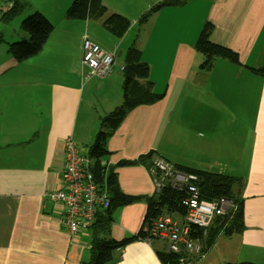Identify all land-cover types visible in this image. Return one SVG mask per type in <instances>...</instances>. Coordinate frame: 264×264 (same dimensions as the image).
Returning <instances> with one entry per match:
<instances>
[{
	"label": "crops",
	"instance_id": "crops-1",
	"mask_svg": "<svg viewBox=\"0 0 264 264\" xmlns=\"http://www.w3.org/2000/svg\"><path fill=\"white\" fill-rule=\"evenodd\" d=\"M26 1L21 20L39 13L53 29L38 54L22 62L6 46L27 34L20 30L7 42L0 33V264L89 261L90 230L70 236L62 206L44 194L62 188L65 141L88 157L100 119L121 104L130 46L148 66L152 92L163 97L126 115L107 139L100 166L112 170L124 195L143 199L156 195L151 168L118 164L148 153L152 164L163 159L241 179L243 231L219 235L196 264H264V79L244 67H264V0H186L141 26L139 16L162 0H102L107 14L130 22L121 38L102 19H66L73 0ZM207 22L210 42L237 53L240 66L215 59L210 71L199 70L203 57L194 44ZM84 40L114 56L108 75L86 76ZM205 149L206 165L195 157ZM145 211L144 200L113 209L108 237L135 235ZM161 250L162 242L134 241L115 252L114 264H160Z\"/></svg>",
	"mask_w": 264,
	"mask_h": 264
},
{
	"label": "trees",
	"instance_id": "trees-1",
	"mask_svg": "<svg viewBox=\"0 0 264 264\" xmlns=\"http://www.w3.org/2000/svg\"><path fill=\"white\" fill-rule=\"evenodd\" d=\"M186 0H162L147 11L141 14L137 20L138 26L145 24L149 18L159 10L167 7H181ZM26 0H13L11 9L0 15V21H9L12 17L19 15L27 8ZM64 17L69 20L85 21L102 19V27L115 38H121L128 30L130 22L119 14H107L102 0H73L65 11ZM19 28L27 34V40H21L7 44V53L16 62L27 60L41 50L52 32V25L39 13H33L21 21ZM212 24L205 23L195 44V51L203 57L199 66L201 72H208L213 66L215 59H223L229 63L240 66L237 53L218 44L210 42ZM4 41L0 36V44ZM251 74L264 79V67L250 68L244 66ZM122 81V101L119 106L100 119L99 131L96 134L93 144L88 148V159L91 161V173L94 182L101 191H105L109 198V208L97 214L95 223L89 229L91 233L89 253L90 259L86 264H114L115 252L134 241H155L148 237L144 229H149L152 223L161 215L176 214L180 217L186 214L184 202L188 199L189 193L186 190H175L169 186H163L161 191L151 198L131 197L124 195L117 183L116 175L112 170L100 166V161L107 155L105 144L126 115L135 107L154 103L160 100L163 95L152 92V83L146 81L148 66L141 59V53L134 46H130L124 54ZM152 153L140 156L134 162H120L118 167H130L141 165L147 169L152 167ZM176 170L196 176L194 185L198 195L206 201L226 199L230 203V209L226 214L215 221L207 231L204 239L205 252L214 244L216 238L231 237L239 234L244 229L243 224V201L240 197V189L243 182L232 176L211 174L205 171L176 166ZM238 188V191L235 190ZM144 200L146 211L140 230L129 238L116 241L108 237L111 222V211L118 207H124ZM201 236V230L191 229L190 234ZM201 238V237H200ZM160 264H178V256L165 250L156 252ZM230 264V263H225ZM252 264V263H238Z\"/></svg>",
	"mask_w": 264,
	"mask_h": 264
},
{
	"label": "built area",
	"instance_id": "built-area-1",
	"mask_svg": "<svg viewBox=\"0 0 264 264\" xmlns=\"http://www.w3.org/2000/svg\"><path fill=\"white\" fill-rule=\"evenodd\" d=\"M9 1L6 11L11 9ZM114 63V56L95 44L84 40L82 44L81 66L86 68V76L102 78L108 75ZM64 166L61 172L59 191L46 193L44 196L63 208V224L70 236L88 231L95 223L98 213L109 208V198L94 182L91 173V161L78 154L70 139L64 144ZM155 184V194L163 186L175 190H186L190 195L184 202L186 214H163L156 219L149 229H144L151 240L165 244V251L178 256V264H196L205 256L204 239L207 231L217 219L222 218L230 203L226 199L206 201L199 197L194 185L196 176L176 170L163 159H156L150 169ZM201 230V238L190 234L191 229ZM149 242V241H148Z\"/></svg>",
	"mask_w": 264,
	"mask_h": 264
},
{
	"label": "rangeland",
	"instance_id": "rangeland-1",
	"mask_svg": "<svg viewBox=\"0 0 264 264\" xmlns=\"http://www.w3.org/2000/svg\"><path fill=\"white\" fill-rule=\"evenodd\" d=\"M9 1H11V0H6L5 4H3L2 8H1V4H0V15L6 11V7H7V4L9 3ZM21 18H22V14L18 15V16H14L9 21H6V22L0 21V33H3L5 41L8 42V40H7L8 37L14 36L16 34V32L17 33L21 32L19 25H20L21 21H23L25 19L24 18L21 20ZM17 41L19 42L21 40H17ZM17 41H15V42H17ZM6 49H7V46H6ZM195 157L197 159H199V161H201L202 163H205V165H206V149H205V152H202V153L197 152L195 154ZM205 165H204V167H206ZM203 169H206V168H203Z\"/></svg>",
	"mask_w": 264,
	"mask_h": 264
}]
</instances>
